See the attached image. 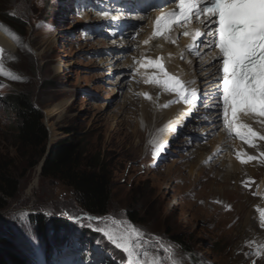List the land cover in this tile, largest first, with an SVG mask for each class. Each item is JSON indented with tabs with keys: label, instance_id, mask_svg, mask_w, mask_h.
<instances>
[{
	"label": "rangeland",
	"instance_id": "obj_1",
	"mask_svg": "<svg viewBox=\"0 0 264 264\" xmlns=\"http://www.w3.org/2000/svg\"><path fill=\"white\" fill-rule=\"evenodd\" d=\"M88 1L77 7L74 0H0V29L15 44L14 50L2 47L0 59V165L19 182L15 197L0 203V241H11L26 258L37 238L35 254L42 243L32 217H45L49 233L56 219L75 223L73 217L89 215L71 188L42 178L43 158L32 166L37 161L32 150L19 149L12 130L16 115L5 96L24 91L45 115L49 147L72 129L106 164L113 180L110 210L98 222L83 221V228L91 224L114 236L128 235L135 255L127 264H142L138 254L149 264H264L263 210L255 207L264 171H255V177L250 172L242 181L229 173L221 159L224 150L215 153L211 145L225 132L217 114L191 113L173 130L164 129L167 115L151 125L153 112H171L173 105L171 93L155 82L162 76L156 72L150 79L143 71L147 54L157 53L145 40L148 21L141 20L136 38L120 44L106 26L114 18L123 20V14L112 15L109 0ZM6 11L25 21L24 31L6 23ZM200 82L204 95L213 97L205 72ZM162 129L160 141L156 134ZM255 160L264 163V155ZM130 212L139 222L129 218ZM131 229L140 231L129 235ZM80 233L75 241L76 235L85 239ZM174 233L189 239L190 250L171 241ZM82 248L99 264H119L101 246L91 249L84 240Z\"/></svg>",
	"mask_w": 264,
	"mask_h": 264
},
{
	"label": "trees",
	"instance_id": "obj_2",
	"mask_svg": "<svg viewBox=\"0 0 264 264\" xmlns=\"http://www.w3.org/2000/svg\"><path fill=\"white\" fill-rule=\"evenodd\" d=\"M4 20L14 25L17 30L25 29V21L10 12L4 13ZM5 100L16 115L12 130H16L14 136L19 149L32 150L37 158V161L32 163V166H35L38 159H42L49 149L50 137L44 122L45 115L27 92L9 93L5 96ZM64 131L66 136L51 146V153L42 167V178L57 179L71 188L86 214L93 217L104 216L109 212L112 201V175L99 155L89 153L81 135H77L72 129ZM18 189V180L0 165V203L5 204V200L15 197ZM128 215L133 221L139 222L136 213L130 212ZM46 221L43 216L32 217L34 224L32 226L36 230L37 237L41 235L48 247L51 244L62 245L65 236L72 234L77 226L68 222V219H56L52 222L53 229L48 233L49 226ZM86 229L91 232L87 233V236L92 242H101L105 246L104 250L117 251L100 236L99 232L94 231V228L86 227ZM171 241L182 249L190 250V241L182 233H174ZM14 246L9 240L0 241V264H30L27 263L23 250Z\"/></svg>",
	"mask_w": 264,
	"mask_h": 264
},
{
	"label": "snow or ice",
	"instance_id": "obj_3",
	"mask_svg": "<svg viewBox=\"0 0 264 264\" xmlns=\"http://www.w3.org/2000/svg\"><path fill=\"white\" fill-rule=\"evenodd\" d=\"M173 2L179 9V17L184 19L193 14V9L196 7L191 0H173ZM195 14L197 18L201 15L205 16L207 21L205 24L207 32L197 31L195 37L201 35L210 37V41L206 39L203 42L204 46L218 48L219 56L222 57V95L218 96L215 108H222L225 125L231 126L232 121L229 120V114L234 120L237 109H244L248 113L264 117V0H201V6L196 7ZM162 20L165 21V28L173 22L161 16L157 24ZM212 25L216 27L213 28ZM2 27L0 25V28ZM184 35H188V32L185 31ZM160 69L163 71L162 65ZM164 75L167 79L155 82L162 84L166 90L176 92L189 104L197 101L196 90L191 91V99H189L185 96V85L180 80H173L167 73ZM240 128H246L243 133L237 129V135H241L242 138L257 135L250 127L240 125ZM254 159V156H248V160ZM261 216L264 217V212ZM100 219V217L90 215L73 217L74 222L82 227L85 220L98 222ZM88 226L91 227V224ZM93 230L102 232L107 241L116 249H122L128 257L134 255L129 246L128 235L114 236L99 227ZM139 231V229H131L129 235L131 232Z\"/></svg>",
	"mask_w": 264,
	"mask_h": 264
},
{
	"label": "bare ground",
	"instance_id": "obj_4",
	"mask_svg": "<svg viewBox=\"0 0 264 264\" xmlns=\"http://www.w3.org/2000/svg\"><path fill=\"white\" fill-rule=\"evenodd\" d=\"M141 19L147 20L149 23L148 26L143 28L147 36V39H145L146 43L149 45H153L152 49L154 51H157V53L153 55H150L149 53L147 54L148 62L143 65V71L147 74V77L150 79H153L154 76L156 77V72H157L162 76L163 80L167 79V77H165L164 75V73L166 72L161 71L160 65L168 64L166 65L167 71L171 70V74H169L168 76L172 77L173 80H176V79L180 80L181 83L185 85V96L191 99V91L194 89L198 93V88H201L203 86L202 82H200V72H205L208 82L212 83L213 85L207 91L214 94L215 91L213 90H215L217 85H220V80H219V76L217 73L219 70V66H220L218 64L219 62L217 59V52L210 51L208 53L207 49H209V47H205V46H202L201 53L197 56L191 55V53L188 51V45L191 43H196L194 41V30L196 29L197 26L192 25L190 26L189 29L182 30V32L187 31L188 35L179 36V33L181 32V29H180L173 36H162L161 37V36H156L154 33V29H153L154 28V13H152L151 16L149 17L143 16ZM201 21H205V19L200 18L198 21L199 25L205 29L206 23H201ZM173 41L175 42L173 43ZM126 42H128V40ZM129 43L135 44L136 41L131 40L129 41ZM160 44H163L165 49H161V48L159 49L158 47ZM0 47L1 48L3 47L4 49H9V50H14L15 48V44L13 43V40L1 29H0ZM204 59H206V61H200ZM146 64H150L151 66L150 69L146 68ZM156 66H158L159 69H156ZM200 66H202L201 69L198 68ZM153 90L154 89L152 88V90L149 92L150 97L152 96L151 93L153 92ZM165 91L167 93H171L170 97L172 101L171 102L169 101V102L171 106L173 105L172 106L173 109L171 110V112L165 111L164 108H163L164 109L163 111L160 110V111L153 112V116H152L153 118L151 121V125H153L156 122V120L158 121L159 117L163 115H167L168 117H166V120H165L167 123L166 125H164L165 126L164 129H166L167 127V129L170 128L173 130V128H177L179 126L183 118H186L187 116L191 114L193 104H189L185 100L181 99L176 92H172L166 89ZM201 91H202V88H201ZM210 97L212 98V96ZM238 116L240 117L243 125L250 127L254 132L257 133V135L255 136V144L257 143V145H246V144L237 142L235 140H232L226 135V132H223L222 134L217 135L215 143H213L214 141L213 140L211 145L213 147V151L216 150L215 153H217L218 151L224 150L225 153L221 156V159L223 160L222 161L223 165L224 166L227 165V170H229L230 174L236 175V176L240 175L241 177L240 181H242L243 177L248 176L250 172L252 173L251 177H255L254 176L255 171L260 172V174L262 171H264L263 161H262L263 164L262 163L260 164L257 162V160H255L257 159V157H262L264 155V139H261V137H264V123H262L264 122V118H260L254 114L248 113L246 110L240 112ZM180 117L181 119H179ZM145 118H146V113H145ZM164 129H162V131L156 134V138L160 141L165 139L164 134L167 129L165 131ZM240 132L243 133L242 131ZM233 147L235 150L234 152L233 150H231ZM237 149H241L242 154H238L236 156L235 152ZM248 156H254L255 159L248 160ZM238 159L246 160V161L241 162ZM255 169H259V170H255ZM263 177H264V172H263L262 182H261L260 190L258 194L259 199L256 202L255 207L261 208L264 212V178ZM260 217L262 220V224L264 225V217H262L261 215Z\"/></svg>",
	"mask_w": 264,
	"mask_h": 264
},
{
	"label": "water",
	"instance_id": "obj_5",
	"mask_svg": "<svg viewBox=\"0 0 264 264\" xmlns=\"http://www.w3.org/2000/svg\"><path fill=\"white\" fill-rule=\"evenodd\" d=\"M0 49H2L1 47H0ZM2 54H3V51H0V58L2 57ZM50 149H51V146L49 147V149H48V151H47V153L45 154V156L43 157V159H42V161H41V164H40V171H42V167H43V164H44V162H45V160L47 159V157L50 155Z\"/></svg>",
	"mask_w": 264,
	"mask_h": 264
}]
</instances>
